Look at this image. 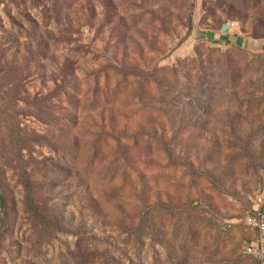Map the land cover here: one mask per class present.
Masks as SVG:
<instances>
[{"label": "rangeland", "instance_id": "1", "mask_svg": "<svg viewBox=\"0 0 264 264\" xmlns=\"http://www.w3.org/2000/svg\"><path fill=\"white\" fill-rule=\"evenodd\" d=\"M0 185V264H260L264 0H0Z\"/></svg>", "mask_w": 264, "mask_h": 264}, {"label": "trees", "instance_id": "2", "mask_svg": "<svg viewBox=\"0 0 264 264\" xmlns=\"http://www.w3.org/2000/svg\"><path fill=\"white\" fill-rule=\"evenodd\" d=\"M223 38L227 40L226 34H224ZM243 41L242 38H238V44H241ZM219 68V67H218ZM187 77V78H186ZM199 77H197L198 79ZM183 86L185 87V90H197V91H204L206 88L204 87L203 81H199L198 83H193V80L190 78V75H185L182 77ZM176 85L180 83L178 81L174 82ZM197 173V172H196ZM21 176V185H22V191H23V202L24 207L28 212V215L30 219L35 222V225H40L42 227V230L47 231H56L61 229V225L59 222L58 216L52 211L50 208H48L44 203H39L35 199V192H34V185L35 182L31 181L27 175V172L22 170L20 172ZM7 221H8V210H7V201L6 196L4 195L1 185H0V225L2 227H7ZM252 256V255H250ZM255 258L254 256H252ZM256 259V258H255ZM257 260V259H256Z\"/></svg>", "mask_w": 264, "mask_h": 264}, {"label": "built area", "instance_id": "3", "mask_svg": "<svg viewBox=\"0 0 264 264\" xmlns=\"http://www.w3.org/2000/svg\"><path fill=\"white\" fill-rule=\"evenodd\" d=\"M244 223L255 231L254 239L245 243L244 252L264 264V192L251 199V204L244 214Z\"/></svg>", "mask_w": 264, "mask_h": 264}, {"label": "water", "instance_id": "4", "mask_svg": "<svg viewBox=\"0 0 264 264\" xmlns=\"http://www.w3.org/2000/svg\"><path fill=\"white\" fill-rule=\"evenodd\" d=\"M227 28H228V23H227V22H226V23H223V24L221 25V32H222V33L227 32Z\"/></svg>", "mask_w": 264, "mask_h": 264}]
</instances>
